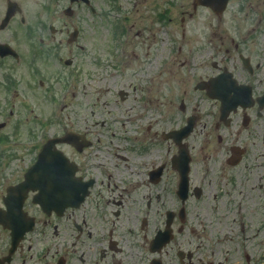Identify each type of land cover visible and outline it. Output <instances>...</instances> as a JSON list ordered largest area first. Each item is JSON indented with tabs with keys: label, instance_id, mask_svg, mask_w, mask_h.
<instances>
[{
	"label": "flooded vegetation",
	"instance_id": "af4514ba",
	"mask_svg": "<svg viewBox=\"0 0 264 264\" xmlns=\"http://www.w3.org/2000/svg\"><path fill=\"white\" fill-rule=\"evenodd\" d=\"M1 1L0 32L10 27L19 42L0 38L3 83L10 89L19 82L20 67L35 76L50 68L48 86L38 82L50 98L47 184L49 192L57 184L77 196L46 211L33 202L36 192L16 188L46 141L28 130L34 154L10 170L16 155L6 152L17 147L21 128L11 125L0 141V264H264V0H41L46 17L25 11L33 0ZM177 10L179 26L203 11L216 21L226 16L233 29L216 35L219 44L211 35L179 44L185 32L178 34ZM108 19L110 61L99 53ZM151 45L158 46L153 53ZM175 48L180 55L187 48L185 57L168 71ZM128 69L142 77L132 89L150 104L143 111L127 106L130 133L107 120L124 114L129 89L115 87L100 105L96 92L79 93L87 90L83 80L115 86ZM175 74L184 83L180 98L152 104L150 96L164 94ZM6 95L9 122L18 94ZM89 108L83 126L79 118ZM169 191L173 198L163 203L161 193Z\"/></svg>",
	"mask_w": 264,
	"mask_h": 264
},
{
	"label": "rangeland",
	"instance_id": "374dc122",
	"mask_svg": "<svg viewBox=\"0 0 264 264\" xmlns=\"http://www.w3.org/2000/svg\"><path fill=\"white\" fill-rule=\"evenodd\" d=\"M188 1L189 2L185 6L190 5L192 2L191 0H188ZM3 5H4V2L0 0V8ZM26 8L29 9V13H36V12L41 11L42 16L46 17L45 15L46 12L42 11V8H41V0H33V4L31 6H27V7L25 6V11H26ZM1 12L2 11L0 10V13ZM176 13H177V16H176L177 20L175 19V25L178 26L176 27L178 30V34L179 33L182 34V31H181L182 29H184V32H185V38L183 40L180 39L179 37L178 39L179 44L183 43V45L186 44L188 46L198 45L199 43H196L194 41V37L192 35H197V39L199 40H202L203 36L211 35L210 39L215 40V42L219 44L220 37L216 35L224 34L225 33L224 31L225 30L227 31L230 28L233 29V27L230 25V22L226 16H223L220 21L218 20L216 21V19H213L211 15L204 14L203 11H200L199 13L197 12V15L193 19L186 22L184 25L179 26L178 20L179 18H181L180 10H177ZM13 24L15 23L13 22ZM233 25L236 26L235 24ZM109 29H110V20L109 19L104 20L103 25L100 29L101 38L103 42L102 51L99 53H102L104 59H107L108 61L112 60L110 58V54L107 52L109 51V48H110L108 47L110 45V37L107 32V30ZM12 33L13 32L10 30V27L9 28L7 27L6 31L4 30L0 32V38L7 40V41H12L14 45H18L19 42L13 39L14 34ZM46 33H47V30L42 35L35 36V39L36 38L41 39L45 37L47 35ZM163 37L164 36H162V38ZM165 38L167 42H170L169 40L170 38H168L167 33H166ZM180 41H182V43ZM153 48H158V46L151 45L150 50H149L151 53H153L152 52ZM176 50L177 48H175L174 52L169 55V57H173L174 64L169 65L168 71H174L179 66L178 62L184 60L185 51L187 50V48H183V53L181 55L177 54ZM42 68H43V72L35 76V75H32L31 73H28V70L25 67H20L19 69L16 70V75L20 76L21 79L19 82H15L14 86L13 85L10 86V89H8V87L5 86V84L8 82V79L6 78L3 79L4 77L3 70L0 68V123L8 122L7 114L10 110L11 103H9L10 100H9L8 95H6V92L8 90L9 91L16 90L18 94L17 100L15 101V103H17V105L15 106L16 114L10 117V121L8 122L9 127L0 129V141H1L3 139V135L12 130L11 125H15V124L21 125V128L19 130L20 134L17 137V141H18L17 147L11 148L10 151L6 152V155H10L11 152L12 154H14V156L16 155L15 157L12 158V161L8 162V163H12L9 166L10 170H17L19 165L23 166L24 165L23 159H25L26 161L28 160L29 157H30L29 159H31L30 151H32L33 153L34 149H31L30 146H34L35 142L33 140L29 141L28 130H30L31 128H34V134H35L34 136H36L35 139L40 140V141L44 140L43 142L46 141L50 133L49 131L50 130V98L47 92V87H45L44 89H40L39 84H38L39 81H43L44 83H46V86H48V83L50 82V78H48L50 77V68L48 67H42ZM132 70L133 69H128L127 72L125 71V73L123 74V80L121 82L116 83L115 86L113 85V81L111 82L104 81L101 84V86H99L101 87L99 89L98 86L94 84H89L88 81L83 80L81 82V86L86 84L87 90L81 89V87L79 90L80 91L79 93H82L84 91L96 92L95 95L99 98L98 105H100L101 103L107 102L109 99L113 98L114 93L112 92H114L115 87L117 88L119 86H123L125 89L127 90L129 89L130 99H128L127 101L129 104L127 105L126 104L127 102H124V105L126 106L119 109V111L123 112L124 114L122 115L121 113H118L114 116L109 115L107 117L108 123H113L114 120H117L118 121L116 123L117 127L123 128V125L125 124L124 129H128L129 133L132 129L130 128L131 117L126 115V113H128L127 106H129V108L130 106H134L141 111L147 108H150V104H147V106L144 107L145 101L143 100V96L141 92L138 91V93L135 94V92L132 89V85H136L138 89L142 86V81H141L142 77L139 79L132 78V76L130 75ZM26 74H30V75L27 76ZM4 80H5V84L3 83ZM181 81H182V78L178 74L168 76L165 88L163 90L164 94L153 93L150 96V99L152 100V104H157V103L162 104V102H164L167 105H169L171 101L173 100L175 101V99L180 98L179 97L180 93L184 88V83L182 85ZM185 81L187 84H190V80L187 79ZM110 94H111V98H108ZM61 97H62V94H58L57 96H55V99L60 102V106L62 105V102H63V100L60 99ZM5 101L8 102L7 107H5ZM105 109L109 110L110 106H105ZM105 109L98 111L97 116H101L102 113H105ZM89 111H90V108L82 112L80 115V118H79L80 124L83 126L85 124V120L89 119V117L86 116L87 115L86 113ZM167 115L169 114L167 113ZM60 116H64V113L60 112ZM93 120H95V117ZM117 130H120V129L118 128ZM2 148L4 147L0 146V152L2 151ZM120 154H123V153H120ZM120 174L122 175V172H120ZM121 178L129 179L132 182L133 178H136V176L134 174H128V175H125V177L122 175ZM121 186L122 184L120 183L119 190ZM139 186L140 185H135L134 187H139ZM173 188L174 187L171 186V189ZM172 198H173V194L171 191H169L166 194L161 193V200L163 201V203L166 202L167 204H169Z\"/></svg>",
	"mask_w": 264,
	"mask_h": 264
},
{
	"label": "water",
	"instance_id": "95a60500",
	"mask_svg": "<svg viewBox=\"0 0 264 264\" xmlns=\"http://www.w3.org/2000/svg\"><path fill=\"white\" fill-rule=\"evenodd\" d=\"M48 144L43 147L42 152L39 155L37 163L28 170L25 175V180L22 182L21 187L25 190L31 189H38L39 193L35 197V201H37L41 206L46 207L51 204L49 203V194H48V186H47V172L48 169L45 166L47 161V149ZM44 166V167H43ZM35 174L37 177H35ZM40 174V175H39ZM43 174V175H42ZM36 180L35 185L33 186V182ZM44 183V186H39V183ZM60 197V196H59ZM53 195H50V199L52 200ZM54 198L57 199L58 195H54Z\"/></svg>",
	"mask_w": 264,
	"mask_h": 264
}]
</instances>
